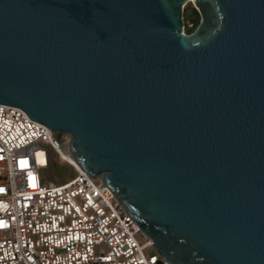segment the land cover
<instances>
[{
	"label": "water",
	"instance_id": "95a60500",
	"mask_svg": "<svg viewBox=\"0 0 264 264\" xmlns=\"http://www.w3.org/2000/svg\"><path fill=\"white\" fill-rule=\"evenodd\" d=\"M0 104L69 133L167 264H264V0H0Z\"/></svg>",
	"mask_w": 264,
	"mask_h": 264
},
{
	"label": "built area",
	"instance_id": "2783aa9c",
	"mask_svg": "<svg viewBox=\"0 0 264 264\" xmlns=\"http://www.w3.org/2000/svg\"><path fill=\"white\" fill-rule=\"evenodd\" d=\"M40 143L65 161L46 125L0 104V264H167L100 176L74 167L71 180L44 184Z\"/></svg>",
	"mask_w": 264,
	"mask_h": 264
},
{
	"label": "rangeland",
	"instance_id": "374dc122",
	"mask_svg": "<svg viewBox=\"0 0 264 264\" xmlns=\"http://www.w3.org/2000/svg\"><path fill=\"white\" fill-rule=\"evenodd\" d=\"M194 8V5L189 2L184 7L185 12H189L191 8ZM196 10V9H195ZM197 12V10H196ZM198 13V12H197ZM68 134L63 133L60 138L55 137L60 141V143L63 144L67 142ZM41 146H43L45 149H47L48 153V165L46 168L40 170V175L42 177V182L46 185L48 184H63L69 180H71L75 176V168L70 165L69 163L60 160V156L49 146L48 143H40ZM50 161L57 162V166L51 165ZM137 239L140 242L145 241L146 237L144 234L137 235ZM152 252V249H147L146 254H149Z\"/></svg>",
	"mask_w": 264,
	"mask_h": 264
},
{
	"label": "bare ground",
	"instance_id": "6f19581e",
	"mask_svg": "<svg viewBox=\"0 0 264 264\" xmlns=\"http://www.w3.org/2000/svg\"><path fill=\"white\" fill-rule=\"evenodd\" d=\"M66 134H68V136H67L68 137L67 138V142L64 143L63 146L60 148L61 157L67 163H69L70 165H72L73 167H75L77 169H82L80 167V165L76 162L75 157H74V154H73V152L70 151L69 146H68L69 145V138H70L71 135L69 133H66ZM37 159H38L39 162H42L43 164L45 163V158H44L42 152L41 153L40 152L37 153Z\"/></svg>",
	"mask_w": 264,
	"mask_h": 264
},
{
	"label": "trees",
	"instance_id": "16d2710c",
	"mask_svg": "<svg viewBox=\"0 0 264 264\" xmlns=\"http://www.w3.org/2000/svg\"><path fill=\"white\" fill-rule=\"evenodd\" d=\"M187 23H190L191 27H188ZM198 23H199V15L193 7L189 12L184 13V31L187 34L192 33L196 29ZM50 164L57 166V162L55 161H50Z\"/></svg>",
	"mask_w": 264,
	"mask_h": 264
},
{
	"label": "flooded vegetation",
	"instance_id": "af4514ba",
	"mask_svg": "<svg viewBox=\"0 0 264 264\" xmlns=\"http://www.w3.org/2000/svg\"><path fill=\"white\" fill-rule=\"evenodd\" d=\"M184 13H185V11H184Z\"/></svg>",
	"mask_w": 264,
	"mask_h": 264
}]
</instances>
